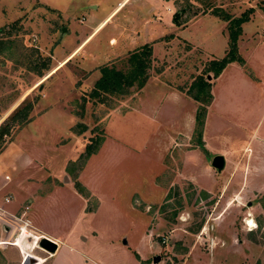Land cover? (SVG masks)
<instances>
[{
  "label": "rangeland",
  "instance_id": "1",
  "mask_svg": "<svg viewBox=\"0 0 264 264\" xmlns=\"http://www.w3.org/2000/svg\"><path fill=\"white\" fill-rule=\"evenodd\" d=\"M128 1L104 27L119 0H0V125L10 127L0 160L20 155L15 171L0 163V184L11 178L16 199H34L27 216L65 239L78 264H264V0ZM249 9L237 43L244 64L206 75L228 43L214 13ZM114 23L128 45L118 38L109 50ZM144 44L152 48L146 85L104 105L90 100L99 69L127 71ZM207 76L212 102L200 130L204 105L188 92ZM30 103L29 122H9ZM79 123L84 140L71 133ZM97 134L101 147L80 167ZM217 155L221 172L211 166ZM41 251L23 264L52 257ZM61 257L44 263L77 264Z\"/></svg>",
  "mask_w": 264,
  "mask_h": 264
},
{
  "label": "trees",
  "instance_id": "2",
  "mask_svg": "<svg viewBox=\"0 0 264 264\" xmlns=\"http://www.w3.org/2000/svg\"><path fill=\"white\" fill-rule=\"evenodd\" d=\"M180 10L175 12L173 15V23L176 26H179L181 12ZM252 13V9L244 12L240 17L233 18L228 16L225 13H214L215 16H218L222 21L227 23L228 31V43L226 54L223 58L217 61H212L209 64L208 69L205 71L206 75L209 72L213 73L214 78H218L222 71L231 63H238L240 65L244 64L243 59L238 54V38L242 33L243 24L250 21L249 16ZM151 56L152 48L149 44H144L138 49H135L129 56V68L127 71L117 70L114 67L103 66L99 69L100 77L95 82L92 90L88 94L90 100H93L95 103L104 105L106 98L108 96L114 97H126L131 94V91L134 87L138 90L142 89L149 78V70L151 67ZM42 70L48 71V65H44ZM41 69L39 70L40 77L43 76ZM43 72V71H42ZM206 78L200 77L191 85L188 95L195 101L204 106L200 105L196 110L195 120L200 130H202L204 125L205 116L207 113V107L211 104V84L207 81ZM83 97L82 102L84 105L88 102ZM33 104L24 106L22 109L17 110L12 118L9 120L19 124H25L29 122V113L32 109ZM10 132V127L8 123L4 122L0 125V146L2 145L3 138L8 135ZM87 132V127L85 124L79 123L74 125L71 128V133H74L79 136H84ZM103 135L97 134L94 137L88 136L87 145L83 153L79 156L78 162L79 166L82 167L83 164L94 154H96L103 143ZM1 149V148H0ZM76 189L78 192L82 193V190L76 184Z\"/></svg>",
  "mask_w": 264,
  "mask_h": 264
},
{
  "label": "crops",
  "instance_id": "3",
  "mask_svg": "<svg viewBox=\"0 0 264 264\" xmlns=\"http://www.w3.org/2000/svg\"><path fill=\"white\" fill-rule=\"evenodd\" d=\"M125 1H128V0H119L120 4L118 3L113 8L112 11L110 10L108 13L105 14V17L101 19V21H104V23H105V25H103L104 27L106 26V23H112L113 22L112 20L119 13V11L121 9V6H123V5H121V3L125 2ZM91 18L96 23L97 17L92 15ZM92 25H93V28L91 29V33L86 36L87 38H89L88 41L90 39H92V37L96 34L95 33V34L92 35L93 31L95 30L96 24H94V22H93ZM113 25L116 28L115 30H117L118 32H117V36H113V37H110L108 39L107 48H109V50L110 49L111 50L114 49V47H116L119 44L120 40L122 41V43H121L122 45H125V43H126V45H128L127 44V42H128L127 40L128 39L121 37L123 32H124V29H122L116 23H114ZM86 37L80 42V44H78L77 47H80V46L83 45L84 41L87 39ZM118 38H121V39L119 40ZM111 41L114 42L113 45H110ZM85 43H87V42H85ZM232 64L233 63L229 64L228 66H231ZM225 72H226V70H224L223 73L225 74ZM213 102H214V100H213ZM127 114H129V113H124V114H121V115L125 116ZM74 122L76 123V121H74ZM82 138L84 140V138H86L85 135L82 136ZM84 142H86V139H85ZM5 156H6L5 161H4V159H3V161L0 160V163H2L4 166H8L9 168H11V170L15 171L14 169L17 166L18 156H20V155H18V156L5 155ZM10 180H11V178H10ZM10 180H7V181L5 180L4 183L0 184V207H2L3 210L6 212L5 217H7V218H9V216H14V217L20 216L23 213V211L25 210L26 207H28V210H30V208L32 207V205L34 203V199H32V200H30L28 202H24V201H20V200L16 199L14 194H13V190L9 189V187L7 185L8 181H10ZM5 197H9L10 198V202L9 203H4L3 202V199ZM28 204H30V206ZM27 218L30 220L31 225L33 226V228H35L40 234L44 235L48 239H50V240H52V241H54V242H56L58 244V250L56 251V253L51 255L52 257H47L46 261L43 260L45 257L41 256V258L39 260H37V262L38 261H42V260L43 261L40 262L39 264H45L51 258H54L55 256H57V259L59 257L62 258L61 256H63V255L68 260L71 259V261H74L77 264L81 263L80 255L73 248L69 247L68 244H66L65 239H62V238L56 237V236L47 235L36 224H34V220L32 218H29L28 216H27ZM12 226L13 225L8 224L5 221L4 218L3 219H2V217L0 218V264H23V262H25V261L29 262L28 260H26L29 257V255L22 257V255H21L20 251L18 250V248L15 247L14 244H11V241L13 240V237L15 235V233H14L15 230L13 229ZM28 232L31 233L30 231H28ZM26 246H29V244L27 242H24L22 247L25 249ZM62 250H64V251L62 252ZM38 251H41V250H38ZM41 252H43V251H41ZM44 261H45V263H44ZM60 261H61V259L59 261H57V263H55V264H62V262H60Z\"/></svg>",
  "mask_w": 264,
  "mask_h": 264
},
{
  "label": "built area",
  "instance_id": "4",
  "mask_svg": "<svg viewBox=\"0 0 264 264\" xmlns=\"http://www.w3.org/2000/svg\"><path fill=\"white\" fill-rule=\"evenodd\" d=\"M122 4H124V3H122ZM3 202L4 203H9L10 202V198L9 197H5L3 199ZM27 211H28V207L25 208V210L23 211V213L20 216H18V217L9 216V218H7V217H5L6 212L3 210L2 207H0V218L1 217H2V219L4 218L5 221L8 224L13 225L12 227L15 230L14 231L15 235L13 237V242L11 244L16 243L19 239L20 240H24L28 244H32V247L29 250L31 252V251H33L35 249V246L38 249H40L39 246H38L40 240L42 238H47V237H45L44 235L40 234L35 228H33V226L31 225L30 220L27 218ZM24 230L30 231L33 235H29L30 237H28V235H25ZM15 247L18 248V250L20 251L22 257H24V253L28 250L27 248L29 246H26L24 250L18 245L15 246ZM36 250L37 249H35V251Z\"/></svg>",
  "mask_w": 264,
  "mask_h": 264
},
{
  "label": "water",
  "instance_id": "5",
  "mask_svg": "<svg viewBox=\"0 0 264 264\" xmlns=\"http://www.w3.org/2000/svg\"><path fill=\"white\" fill-rule=\"evenodd\" d=\"M211 166L217 170V172H221L225 166V159L221 155H217L213 157ZM124 244L126 243L123 241ZM39 248L48 253L49 255H53L58 250V244L48 238H42L38 244ZM160 261L159 257L154 258V262Z\"/></svg>",
  "mask_w": 264,
  "mask_h": 264
},
{
  "label": "bare ground",
  "instance_id": "6",
  "mask_svg": "<svg viewBox=\"0 0 264 264\" xmlns=\"http://www.w3.org/2000/svg\"><path fill=\"white\" fill-rule=\"evenodd\" d=\"M250 227L251 228H254L255 227V225H254V222L253 221H251L250 220ZM24 233H25V235H28V237H30L29 235H32L31 233H29L28 232V230H24ZM24 240H18L16 243H14V245L15 246H20L23 250H24V248L22 247V245L24 244ZM22 244V245H21ZM32 247V244H29V247L27 248L28 250L24 253V256H27L29 253V250H30V248ZM34 247V246H33ZM35 249H37V250H40V249H38L36 246H35ZM35 249L33 250V251H31V252H34L35 251Z\"/></svg>",
  "mask_w": 264,
  "mask_h": 264
}]
</instances>
